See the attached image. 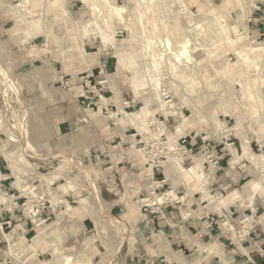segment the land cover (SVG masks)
<instances>
[{"label":"rangeland","instance_id":"rangeland-1","mask_svg":"<svg viewBox=\"0 0 264 264\" xmlns=\"http://www.w3.org/2000/svg\"><path fill=\"white\" fill-rule=\"evenodd\" d=\"M15 1L0 0V143H10V148L26 150L28 155L32 151L29 110L6 48V35L25 38L23 44L37 39L58 62L66 57L88 60L85 53L77 51L78 33L109 44L118 62L116 80L122 84L115 94L129 102L109 107L104 115L113 122L122 118L131 122L133 158L156 166L162 162L158 170L174 167L186 175L183 168L193 167L188 159L181 163L168 155V150L176 148L189 131L210 143L226 129L264 133V35L256 38L248 22L254 0ZM4 16L14 17V25L4 26ZM183 45L188 46V53L182 61L177 60L174 53ZM93 90L97 96L98 90ZM164 91L171 94L170 103L163 99ZM92 94L88 109L96 114L98 97ZM51 167L37 168L38 174L56 170L58 178L63 176L61 188L73 195L72 207L104 212L97 192L98 171L86 156L54 152ZM187 175L195 177L198 186L206 178L198 169ZM61 184H54L48 195L43 188L21 179L16 187L25 195L34 190L33 195L47 200ZM12 195L0 193V205L20 210L25 216L17 225L26 226L16 227L12 219L7 220L1 230L0 264H93V240L95 244L100 242L104 255H114L121 247L126 226L120 214L104 213L95 218L96 226L83 235L73 223L76 211L68 207L67 239H62L60 225L47 227L43 212L36 217L28 214L23 205L26 200L16 205ZM144 199H139L141 206L150 203L142 202ZM114 256L111 264L118 257Z\"/></svg>","mask_w":264,"mask_h":264},{"label":"crops","instance_id":"crops-1","mask_svg":"<svg viewBox=\"0 0 264 264\" xmlns=\"http://www.w3.org/2000/svg\"><path fill=\"white\" fill-rule=\"evenodd\" d=\"M252 3L249 27L261 39L264 0ZM2 23L14 25L15 18L4 16ZM76 37L80 42L77 51L85 53L87 61L66 57L58 62L37 39L23 44L25 38L6 35V48L29 110L32 151L28 155L26 150L10 148V143H0V193H13L23 201L26 195L16 187L21 179L48 195L54 184L62 183L63 176L58 178L56 170L38 174L37 168H52L54 152L82 153L98 171L97 192L104 212L72 207L73 195L62 191V183L41 212L47 227L61 226L62 239H67V211L72 208L76 211L73 223L83 235L93 230L97 217L104 213L120 214L126 232L114 253L117 264H264V133L226 129L219 139H212L215 164L203 161L200 152L207 138L189 131L187 148L194 154L187 159L205 172L204 182L198 186L195 177L174 167L155 170L150 177L143 159L132 156L131 122L123 118L113 122L104 115L109 107L129 102L115 94L122 84L116 80L118 62L112 47L101 38L86 39L83 33ZM93 82L97 96L92 94ZM91 94L98 97L96 114L88 109ZM159 183L163 187L158 188ZM147 197L152 204L145 210L139 199ZM83 214L86 216L81 217ZM23 216L20 210L0 205V243L7 220L24 227L26 224L17 225ZM246 216H252L254 222L241 236L240 221ZM57 218L60 220L54 221ZM92 243V263L111 264L115 256L104 255L100 242Z\"/></svg>","mask_w":264,"mask_h":264},{"label":"built area","instance_id":"built-area-1","mask_svg":"<svg viewBox=\"0 0 264 264\" xmlns=\"http://www.w3.org/2000/svg\"><path fill=\"white\" fill-rule=\"evenodd\" d=\"M96 88V86H94ZM162 97L164 100L168 101V103L171 102V94L168 92H163ZM128 105V104H127ZM108 111H106L107 113ZM233 145V143L231 144ZM200 152L202 153L203 161L208 163H218V160L216 159V155L213 152L212 143L208 142V140L204 141ZM175 156V159L178 160L181 163H184L185 160H187L188 155H193L194 151L192 148H187V138L181 137L178 140V146L176 148H173L172 150H168V155ZM164 159H168L166 156L163 157ZM164 162V161H163ZM162 163V162H161ZM161 163L159 165H161ZM159 165L154 164H147L148 167V175L150 177H154L155 170H158ZM163 187L162 183H159L158 188ZM156 188L154 189L153 193H156ZM34 191V190H32ZM32 191L27 192V195L25 196V203L23 204L24 207L26 206V211L28 214H31L32 216L36 217L39 213H41L44 209L47 208L49 205V202L46 199L38 198L36 195L32 194ZM11 198L15 199V204L18 205V198L14 195L11 196ZM144 209L147 210L149 208V204H144ZM33 222V220H31ZM254 222V218L252 216H246L240 221V230H241V236H244L247 232H249L250 225ZM246 232V233H245Z\"/></svg>","mask_w":264,"mask_h":264},{"label":"bare ground","instance_id":"bare-ground-1","mask_svg":"<svg viewBox=\"0 0 264 264\" xmlns=\"http://www.w3.org/2000/svg\"><path fill=\"white\" fill-rule=\"evenodd\" d=\"M87 1H91V0H87ZM95 1V0H94ZM105 2H108L109 3V0H104ZM92 2V1H91ZM103 2V1H102ZM92 7H93V5H92ZM111 7V6H110ZM96 8V6L94 7V8H92V9H95ZM98 8V7H97ZM113 9H115L116 11H121V9H118V8H115V7H113ZM96 10H98V9H96ZM115 10H114V12H115ZM95 12V11H94ZM115 14H118V12L117 13H115ZM119 15H121V13L120 14H118V16ZM122 16V15H121ZM120 17V16H119ZM184 42L186 41V40H183ZM183 42V43H184ZM177 45V44H176ZM180 45V44H179ZM187 45H183V46H181L180 48L178 47V48H176V52L174 53V57H176V59L177 60H181L182 61V57H185L186 56V54L188 53V50H187ZM256 49V48H255ZM264 49V48H263ZM253 51H255V50H253ZM262 51V50H261ZM264 51V50H263ZM256 53H257V50H256ZM262 54V53H261ZM257 55V54H256ZM180 130V129H179ZM252 157H255V156H252ZM182 168V167H181ZM183 170L187 173V174H192V173H194L195 172V168H194V166L192 167H186V168H183ZM159 200H161V199H159ZM145 202H150L149 204H152L151 203V201H150V199H146V200H144Z\"/></svg>","mask_w":264,"mask_h":264}]
</instances>
